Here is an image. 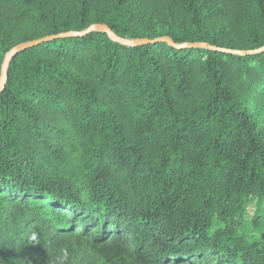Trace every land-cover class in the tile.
I'll return each mask as SVG.
<instances>
[{"label": "trees", "instance_id": "obj_1", "mask_svg": "<svg viewBox=\"0 0 264 264\" xmlns=\"http://www.w3.org/2000/svg\"><path fill=\"white\" fill-rule=\"evenodd\" d=\"M94 24L249 52L264 0H0V71L55 37L0 92V264H264V50Z\"/></svg>", "mask_w": 264, "mask_h": 264}, {"label": "water", "instance_id": "obj_2", "mask_svg": "<svg viewBox=\"0 0 264 264\" xmlns=\"http://www.w3.org/2000/svg\"><path fill=\"white\" fill-rule=\"evenodd\" d=\"M91 30H98L100 32H103L105 34H107L109 36L110 39H112L113 41L119 42L123 45H127V46H137V45H144V44H148V43H153V42H164L167 43L177 49L183 48V47H191V48H206V49H211L214 51H219L221 53H225V54H229V55H250L259 51L264 50L263 48H260L256 51H249V52H242V51H235V50H228V49H220V48H215L209 44L206 43H186V44H182V45H177L175 44L169 37H163V38H157L154 40H149L146 38H139V39H134V40H126V39H121L118 36H116L110 29L108 26L104 25V24H94L91 25L87 31H91ZM80 35V33H76V32H69L66 34H62L59 37H63V36H77ZM55 38L54 36H47L44 37L42 39H38V40H33V41H27L24 43H20L17 44L16 46H14L13 48H11L4 56L2 65H1V71H0V92L3 90L4 85L6 83V79H7V74H6V70H7V66L9 61L19 52L33 47L35 45H38L44 41H48Z\"/></svg>", "mask_w": 264, "mask_h": 264}, {"label": "rangeland", "instance_id": "obj_3", "mask_svg": "<svg viewBox=\"0 0 264 264\" xmlns=\"http://www.w3.org/2000/svg\"><path fill=\"white\" fill-rule=\"evenodd\" d=\"M247 214H246V217L247 219L248 218H251L255 212V198H252L247 206Z\"/></svg>", "mask_w": 264, "mask_h": 264}]
</instances>
